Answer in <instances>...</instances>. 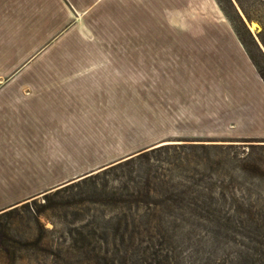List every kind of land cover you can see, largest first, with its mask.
<instances>
[{
	"label": "crops",
	"instance_id": "obj_1",
	"mask_svg": "<svg viewBox=\"0 0 264 264\" xmlns=\"http://www.w3.org/2000/svg\"><path fill=\"white\" fill-rule=\"evenodd\" d=\"M150 94L162 138L264 139V81L214 0H0V212Z\"/></svg>",
	"mask_w": 264,
	"mask_h": 264
},
{
	"label": "rangeland",
	"instance_id": "obj_2",
	"mask_svg": "<svg viewBox=\"0 0 264 264\" xmlns=\"http://www.w3.org/2000/svg\"><path fill=\"white\" fill-rule=\"evenodd\" d=\"M214 1L264 81V0ZM133 100L115 143L0 212V264H264V139L162 138Z\"/></svg>",
	"mask_w": 264,
	"mask_h": 264
},
{
	"label": "bare ground",
	"instance_id": "obj_3",
	"mask_svg": "<svg viewBox=\"0 0 264 264\" xmlns=\"http://www.w3.org/2000/svg\"><path fill=\"white\" fill-rule=\"evenodd\" d=\"M255 24H256L255 22H251L250 25H249L250 28H252Z\"/></svg>",
	"mask_w": 264,
	"mask_h": 264
},
{
	"label": "trees",
	"instance_id": "obj_4",
	"mask_svg": "<svg viewBox=\"0 0 264 264\" xmlns=\"http://www.w3.org/2000/svg\"><path fill=\"white\" fill-rule=\"evenodd\" d=\"M244 16H245L246 18H248L247 15H246L245 13H244ZM161 146H163V145H161Z\"/></svg>",
	"mask_w": 264,
	"mask_h": 264
}]
</instances>
